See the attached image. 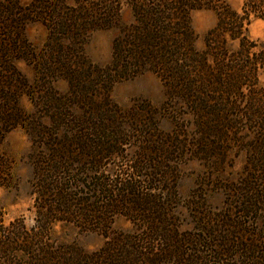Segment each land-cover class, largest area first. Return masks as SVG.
I'll use <instances>...</instances> for the list:
<instances>
[{
  "label": "trees",
  "instance_id": "obj_1",
  "mask_svg": "<svg viewBox=\"0 0 264 264\" xmlns=\"http://www.w3.org/2000/svg\"><path fill=\"white\" fill-rule=\"evenodd\" d=\"M124 2L132 19L98 64L85 46L94 31L120 27ZM241 2L0 0V145L17 127L30 137L34 199L31 226L0 215V264H264V43L248 34L264 0ZM203 8L218 19L198 47L191 14ZM34 21L47 28L40 51L26 35ZM147 72L163 84L161 105L113 100L116 83ZM241 155L226 209L200 196L184 204L182 167L221 172ZM9 164L0 151V187ZM121 216L129 228L115 227ZM72 230L103 243L90 249Z\"/></svg>",
  "mask_w": 264,
  "mask_h": 264
},
{
  "label": "rangeland",
  "instance_id": "obj_2",
  "mask_svg": "<svg viewBox=\"0 0 264 264\" xmlns=\"http://www.w3.org/2000/svg\"><path fill=\"white\" fill-rule=\"evenodd\" d=\"M25 2L29 0H24ZM234 8L240 9L241 0H231ZM122 22L120 27L110 29H99L94 31L85 46L87 56L94 62L105 65L112 58L113 42L116 36L122 31L132 19L131 11L122 5ZM218 15L215 10L203 8L195 10L191 14L192 25L198 34L197 46L203 47L206 33L217 23ZM248 34L252 39L264 43V19L252 18L249 24ZM26 35L32 42L36 51H40L47 38V28L40 21H34L28 24ZM19 68L29 78L33 79L35 69L32 64L23 60L18 63ZM260 83L264 87V70L260 74ZM60 91L67 89V83L61 80L56 83ZM111 96L118 104L126 107L132 105L135 101L147 100L155 106L161 105L165 99V92L160 78L147 72L136 78L124 80L116 83ZM22 105L26 110L32 109V103L28 96L22 98ZM32 142L26 131L22 127H17L7 133L0 145V151L9 161L10 169L2 178L7 185L0 187V215L6 222L23 216L27 225L34 224L33 196L31 195V181L33 177V164L30 159ZM233 161V163H231ZM229 164L224 166L219 172L218 168L210 167L202 162L194 161L182 167L178 175L177 188L184 200L193 196H200L208 209L219 211L227 208L229 201V186L232 182L240 179L243 167L244 156L232 158ZM187 222L194 225L193 214L187 209L183 211ZM130 222L124 217H118L115 227L129 228ZM71 236L76 237L78 242L90 249H95L103 243V237L96 233L78 234L77 230H72ZM173 264V263H168Z\"/></svg>",
  "mask_w": 264,
  "mask_h": 264
}]
</instances>
